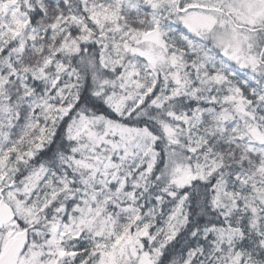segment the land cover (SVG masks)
<instances>
[{
  "label": "snow or ice",
  "instance_id": "snow-or-ice-1",
  "mask_svg": "<svg viewBox=\"0 0 264 264\" xmlns=\"http://www.w3.org/2000/svg\"><path fill=\"white\" fill-rule=\"evenodd\" d=\"M0 264H264V0H0Z\"/></svg>",
  "mask_w": 264,
  "mask_h": 264
}]
</instances>
